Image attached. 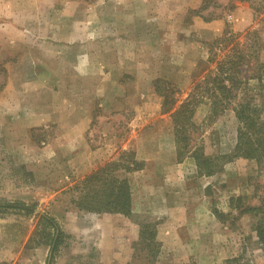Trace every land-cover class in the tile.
Wrapping results in <instances>:
<instances>
[{
	"label": "rangeland",
	"instance_id": "374dc122",
	"mask_svg": "<svg viewBox=\"0 0 264 264\" xmlns=\"http://www.w3.org/2000/svg\"><path fill=\"white\" fill-rule=\"evenodd\" d=\"M226 28L264 63V0H0V203L15 204L0 207V264H264V213L242 212L264 207V158L236 150L232 104L210 121L199 104L179 157L161 112L158 91L178 104ZM243 69L253 142L264 66ZM129 158L114 174L130 214L78 206L85 175Z\"/></svg>",
	"mask_w": 264,
	"mask_h": 264
},
{
	"label": "trees",
	"instance_id": "16d2710c",
	"mask_svg": "<svg viewBox=\"0 0 264 264\" xmlns=\"http://www.w3.org/2000/svg\"><path fill=\"white\" fill-rule=\"evenodd\" d=\"M238 37V33L226 28L213 41L205 43L210 52L205 62L212 63L214 66L208 68L204 74L200 75V78L192 83L187 95L178 104L175 103V98L170 97L171 92L158 91L163 97L161 112L171 111L173 136L178 157L188 151L191 129L195 126L192 116L196 107L205 103L207 104L206 121L213 120L232 104L238 121L244 124V129L238 128L236 150L240 151L239 154H244L247 157L252 156V153L258 150L259 153L254 154V157L264 158V127L258 129V136L251 142L261 109L250 103L246 97L236 101L239 97L240 84L244 82V78L241 76L244 71L243 66L246 62H252V65L255 64L256 67L257 65L264 66V63L256 62L258 47L247 44V41L238 40ZM250 59L252 60L250 61ZM253 143L256 144L255 147H253ZM208 160L204 158L202 162ZM128 162L135 164L131 158L124 159L122 162L110 161L85 175L80 183L81 191H84V194L78 206L95 212L130 214L129 185L126 180H120L114 174L118 169L131 170L133 167ZM12 206L15 207V204L0 203L2 208ZM242 212L264 213V207L261 205L244 207ZM41 217L52 230L49 245L53 251L62 232L53 217L47 214L41 215ZM262 237L264 239V236ZM46 264H51L50 259Z\"/></svg>",
	"mask_w": 264,
	"mask_h": 264
},
{
	"label": "crops",
	"instance_id": "0c3cea01",
	"mask_svg": "<svg viewBox=\"0 0 264 264\" xmlns=\"http://www.w3.org/2000/svg\"><path fill=\"white\" fill-rule=\"evenodd\" d=\"M21 110H24V109H21ZM82 123H88V121H86V120H84V122H82ZM75 136L77 137V139H82V137H83V132L82 131H80V132H77V133H75ZM84 139V138H83ZM77 155V154H76ZM96 164H97V162H96V160H92V162H90V164H89V166H86V167H84V168H78L77 167V174H83V173H87V172H89L92 168H94L95 166H96Z\"/></svg>",
	"mask_w": 264,
	"mask_h": 264
}]
</instances>
